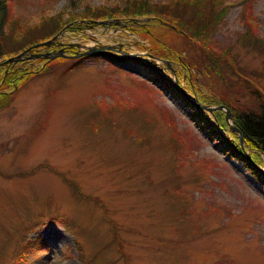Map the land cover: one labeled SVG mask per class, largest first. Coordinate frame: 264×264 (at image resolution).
I'll use <instances>...</instances> for the list:
<instances>
[{"label":"rangeland","instance_id":"374dc122","mask_svg":"<svg viewBox=\"0 0 264 264\" xmlns=\"http://www.w3.org/2000/svg\"><path fill=\"white\" fill-rule=\"evenodd\" d=\"M7 2L25 23L57 11L62 21L138 13L124 11L125 0ZM222 2L228 7L211 36L214 45L205 49L229 46L239 69L264 89V44L238 39L245 31L242 10L256 36L264 37V0ZM101 4L117 11L96 12ZM125 20L109 28L88 24L83 31L67 26L44 49L50 55L24 52L14 62L22 74L45 66L41 57L55 64L9 89L12 98L0 107V264H264V186L224 150L221 137H233L231 129L217 126L210 133L183 98L138 62L177 78L195 104L202 102L200 92L219 88L232 90L239 102L247 95L229 89L214 71L150 54V38L133 30L142 25L154 32L155 26L166 35L171 26L149 16ZM183 39L173 38L172 46ZM64 43L77 47L64 50ZM94 46L112 55L62 68ZM59 55L66 58L58 62ZM220 63L238 79L234 63ZM172 125L190 141L179 152ZM29 237L38 241L23 246Z\"/></svg>","mask_w":264,"mask_h":264},{"label":"trees","instance_id":"16d2710c","mask_svg":"<svg viewBox=\"0 0 264 264\" xmlns=\"http://www.w3.org/2000/svg\"><path fill=\"white\" fill-rule=\"evenodd\" d=\"M222 1L223 0H167L163 3L151 4L146 0H125L123 10L137 11L138 13L107 14L102 16L145 14H155L159 16L161 19H164L171 24L170 28L175 33L172 31L168 33L175 36L170 37L168 36L169 34L165 35L163 33L157 34V31L151 33L142 29L139 30V32L144 36L146 35L150 38V43L147 45V47H149L152 51L150 54L154 53V55L159 57L175 59L178 61L180 60V62H182L183 65L189 69L194 66L196 70H201L205 73H208L209 70L214 71L218 77L223 78L229 89L236 87V90L245 92L247 99L246 101L240 102L235 97L231 96V93L229 92L232 90H228V92H226L219 88V91L215 94H209L204 91L200 92V100L204 105H210L211 103H215L214 105L224 104L230 109L234 118L233 124L237 127V130H235L232 129L231 125L225 120L227 119L226 111L223 108H213L209 110L205 107L192 103L187 94L181 90V88H185L180 85H175L174 82L169 79L168 75L144 63L138 62L150 72L153 78L159 81V85H161L162 88H166L175 95L183 98L190 109L194 111V115L201 122V125L207 128L210 133H217V126L222 128L228 126L231 129L230 131L233 133V137H227V135L223 137L220 136L221 141L223 142L224 150L237 160L245 163L251 173L258 178L260 184L264 186V89L248 77L245 72L239 69L234 56L232 57L228 54L229 46H226L222 50H218V48L214 49L213 47L205 49L206 46L211 44V36L215 31L216 26L221 21L225 9L228 7L223 4ZM219 3H222V6L220 7H225L219 9ZM115 7L108 8L105 4H101L98 7H94V9L96 12L98 11L102 14L103 12L112 13L113 11H117V9H114ZM118 10H120V6H118ZM148 10L150 12H148ZM151 11H155L156 13ZM188 11H190V14L189 16H186ZM62 13L63 12L61 11H57L51 15H44L38 22L25 23L22 22L19 17L11 14L7 0H0V64H2L4 72L0 75V107L10 101L13 93L12 90L9 89L12 88L14 90V86L16 87V84H21L33 75H38L44 71L54 69L53 65L55 63L52 62L51 59L47 61V59L44 60V58L41 57V63H44V61L47 62L45 66H38L39 71L37 72L29 71L26 73L25 70V73L22 74L21 72L24 71L22 69H15L13 65L17 59L13 58L9 60L8 58L15 57L24 50H29L31 52L36 51L37 48L35 43L51 37L66 23L78 18L77 16H73L62 21L60 20ZM193 14L197 15V17H192ZM89 16L91 17L92 15H81V17ZM240 17L245 24V31L241 33V36L238 39H241L244 43H251L253 45L259 42V45L264 44V37L256 36L253 26L244 15V10L240 12ZM49 27H51V29L47 31ZM175 37L184 38L182 46H172V39ZM212 45H214V42H212ZM76 47L77 46L67 45L65 50L72 52L73 48ZM170 48L176 49L171 52L172 49ZM195 49L197 50V53L195 54L197 59L192 52V50ZM101 54L103 53L88 52L83 55L76 56L62 68H64L65 71H70L77 65L84 63L86 59L90 57L95 58L101 56ZM57 57V59H60L58 62H61L66 58L64 56L61 57L60 55ZM221 60L224 61L226 66H229L230 63H234L235 65H230V67L235 70V73H237L240 78H231L226 69H223L222 66H224V64L220 63ZM216 65H218L221 71L216 69ZM212 68L216 71L212 70ZM232 72L234 73L233 70ZM187 79L190 81V78ZM202 109L207 113L209 112L210 116H205L201 113ZM168 116L169 115H165L166 120H169V123H173V119H170ZM102 117L105 116L102 115ZM172 126L176 129L175 134L177 135V137H175L176 141L174 140L176 151H178L179 146L186 147V144L189 146L190 141H186V139H184L183 134L177 130L176 125ZM239 131L243 135V144L239 139ZM22 240V245L25 246L27 244L30 245V243L33 244V242H37L38 238L29 237L23 241ZM85 262H88V260L85 259ZM12 263L10 262V264ZM125 264L129 263L126 261Z\"/></svg>","mask_w":264,"mask_h":264},{"label":"water","instance_id":"95a60500","mask_svg":"<svg viewBox=\"0 0 264 264\" xmlns=\"http://www.w3.org/2000/svg\"><path fill=\"white\" fill-rule=\"evenodd\" d=\"M60 50H62V49H60ZM89 51H93V52H106V49L103 46H101V47H97L96 46V47L90 48ZM106 53H109V51H107ZM125 54H126V56H130L128 53H125ZM44 55H47V53H45ZM18 57H19V55H17V57L16 56L15 57H10L8 59L10 60V59H13V58L14 59L15 58H18ZM176 80H177V78H176ZM197 105L198 106H201V107H206L209 110H211L213 108H223L226 111V118H231L232 119V122L230 123L231 128L237 130V127L233 124V121H234L233 115H232L230 109L227 106H225L224 104H219V105H204L203 103H201V102L198 101L197 102ZM238 134H239L240 142L243 144V135L241 134L240 131H239Z\"/></svg>","mask_w":264,"mask_h":264}]
</instances>
